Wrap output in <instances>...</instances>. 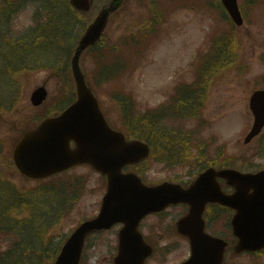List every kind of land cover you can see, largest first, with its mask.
Segmentation results:
<instances>
[{"label": "rangeland", "instance_id": "rangeland-1", "mask_svg": "<svg viewBox=\"0 0 264 264\" xmlns=\"http://www.w3.org/2000/svg\"><path fill=\"white\" fill-rule=\"evenodd\" d=\"M207 1L205 0V6L209 7L211 3ZM241 1L238 0L239 3ZM248 2V8L246 6L244 10L246 24L236 31L237 40L234 46L237 61L231 62L224 72L213 78L203 110L206 120L205 128L198 133L197 141L205 140L207 144L205 148V164L214 161L218 157L239 156L236 165L243 166V170L252 171L264 167V145L260 148V154L257 156L256 151L259 145L256 143L243 144V138L251 124L250 121L248 127L247 99L255 88V79L264 75V0H259L254 2V4ZM182 3L185 5L183 8L180 7L181 4L174 6L169 3H161L159 9L163 13L164 24L159 33V40L145 52H140L139 57L129 63L128 74L122 81L114 84L113 88L110 87V83L102 82L96 89L104 113H106L107 118L116 128L121 127L119 121L121 110L112 102L111 94L107 91L111 89H126V93H129L134 99L135 109L139 113L165 104L175 84L192 79V70L188 66V61L192 56H194V60L198 53L203 52L204 44L205 51L207 50L209 40L206 37L217 30L222 31L221 28L227 29V22L222 21V19L218 20L215 12L206 9L204 11L202 6L194 4L195 1L192 0H182ZM20 4L22 6L17 7ZM38 5L36 0L9 1L8 6L13 11L5 19L7 24L5 39L17 38L22 36L26 29L28 30L31 25L32 15ZM57 10L59 11V7H57ZM212 14H215V19H213ZM148 17L149 7L145 0H128L125 9L118 13L111 22L107 36L110 40H114L119 34L122 36L129 34L139 28V25ZM5 52L1 51L0 53L4 54ZM48 52L49 50L47 49L46 53H42V55L47 56ZM231 52H233V48L232 51L230 49L228 53L226 52L225 55L228 58H233ZM7 57L12 59L13 56L8 55ZM33 70V73H29L25 77L14 78L15 83L19 81L23 86L21 91L16 93L15 106L12 108L14 111L9 112L8 106L6 108L0 107V137L3 135L2 140L5 141V148H8L13 140V131L10 129L11 124L17 122L20 124L29 117L28 114L31 111L29 95L34 88L46 81L45 87L48 93L52 95L51 99L54 101H50L49 104L56 103L54 98L58 94L57 86L59 84L51 80L50 70L41 68ZM84 70L89 76H92L94 66L89 58L85 60ZM46 78L47 80H45ZM10 84L5 74L0 72V97L2 101H10L12 98L13 92L10 90L13 89V86H10ZM197 94H199L198 91ZM184 120L186 119L169 117L163 119L160 126L169 129L173 135L177 133L176 127H181L184 132L195 128V122ZM146 125V122H143L139 127L143 136H146ZM149 141L152 143V149H155V154H161L162 152L155 147L154 141L151 139ZM220 149L222 152H220ZM1 160H8V158L3 157ZM149 163L150 170L147 171L146 179L150 182L175 178L188 179L190 177L187 176V172H193L202 165L196 163L191 167V164H187L167 170L154 162L153 159ZM73 173L84 174L87 177L83 197L64 224L48 231L45 235L47 245H55L60 240L59 236L62 232L67 233L82 218H87V216L97 213L101 198L105 192V187L101 184V178L91 169L81 166L75 168ZM14 183L20 191L25 189L27 185H31V183L24 184L20 178H17ZM40 219L47 221L49 217L44 216ZM225 221L219 217V219L211 222L217 225L218 232H222L225 227ZM21 222L25 226L24 217ZM4 227L11 228V225L6 223ZM16 230L20 232L18 228ZM14 232L16 231L0 232V255L4 253L5 256L11 243L16 241L17 238L13 237L15 236ZM26 236V238L22 237V239L30 240L29 238H31L35 246L39 245L35 244L37 241L33 230L27 231ZM49 237H51V242L48 240ZM43 244L44 241L41 242L40 246ZM51 250L52 248H50L47 255H44L46 259L42 260L41 264H47V260L51 257ZM9 264L38 263H34L33 259L25 258L22 249H17L14 253L13 261ZM228 264L261 263L255 262L249 257H242L236 261H229ZM262 264H264V259Z\"/></svg>", "mask_w": 264, "mask_h": 264}, {"label": "water", "instance_id": "water-1", "mask_svg": "<svg viewBox=\"0 0 264 264\" xmlns=\"http://www.w3.org/2000/svg\"><path fill=\"white\" fill-rule=\"evenodd\" d=\"M70 2L74 8L84 12L90 8L92 0H70ZM122 2L123 0H111V3L102 9L94 22L89 25L75 49L71 63L73 77L76 83L77 100L64 114L63 118L60 119L61 122L53 121V119L47 120L37 130L24 135L19 143L21 148L19 160L15 158V162L20 171L30 178H40L42 175L48 173V171L42 170L49 169L51 166L43 167L44 169L36 171L27 169L31 151L37 142L39 146L41 145L38 158L42 162H47L49 158L54 162L57 161L59 166L56 167L57 165H54L56 172L77 164L88 163L99 172L107 175L108 189L99 217L91 223L82 225L71 236L63 247L55 264H76L85 235L94 229L110 226V223L116 220L123 221V219L118 217L121 214L134 213L129 212L127 208L136 196V190L143 187L137 178L132 175L121 174L120 169L126 164L144 158L148 154L147 146L141 143L125 144L122 142L123 140L120 136L109 131L98 110L97 101L92 95L90 88L86 85L84 76L78 66L80 53L100 38L109 15L116 11ZM222 2L233 20L239 24L240 17L235 0H222ZM39 90L41 92H36L31 97L33 105H39L45 97V92L42 89ZM254 96L261 100L262 106L264 107V94L256 93ZM263 123L264 108L262 110V120L259 127L253 129L250 136H253L255 130H258ZM64 129L66 130V135L63 137L62 132ZM42 131L44 140H37L38 136L42 134ZM70 140L75 142V150H69L68 142ZM48 163H51V161ZM214 177L215 173L213 174ZM224 177L228 179V183L237 185L238 192L245 189L244 186H239L241 180L237 176L230 174ZM165 193L168 194V198L173 196L172 193ZM155 198L158 201L151 202L152 209H149L146 213L160 210L167 203L175 202L173 200L164 201L165 196L163 194H155ZM206 201H209V199H206ZM191 205L194 210L199 204L195 202L191 203ZM238 211L239 215L244 210L241 208ZM191 214L193 215L192 212ZM108 218L110 221L106 222ZM199 231L200 233L202 232L201 230ZM189 238L193 242L192 235Z\"/></svg>", "mask_w": 264, "mask_h": 264}, {"label": "trees", "instance_id": "trees-1", "mask_svg": "<svg viewBox=\"0 0 264 264\" xmlns=\"http://www.w3.org/2000/svg\"><path fill=\"white\" fill-rule=\"evenodd\" d=\"M67 83L69 84V86L71 87V80L70 78L68 77L67 78ZM72 88V87H71ZM171 142L173 141L172 139H170ZM172 144V143H171ZM53 191L56 193V194H67L65 188H64V182H59V183H54L53 184ZM75 189H77V185L75 184Z\"/></svg>", "mask_w": 264, "mask_h": 264}, {"label": "flooded vegetation", "instance_id": "flooded-vegetation-1", "mask_svg": "<svg viewBox=\"0 0 264 264\" xmlns=\"http://www.w3.org/2000/svg\"><path fill=\"white\" fill-rule=\"evenodd\" d=\"M167 218L170 220V221H173V220H175V218H176V216L174 215V214H169V215H167ZM145 226V225H144ZM114 250H115V247H114ZM113 250V251H114ZM113 251H110L109 253H113Z\"/></svg>", "mask_w": 264, "mask_h": 264}]
</instances>
